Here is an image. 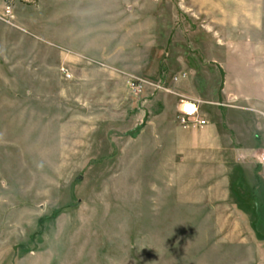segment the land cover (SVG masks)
Here are the masks:
<instances>
[{
	"label": "rangeland",
	"instance_id": "1",
	"mask_svg": "<svg viewBox=\"0 0 264 264\" xmlns=\"http://www.w3.org/2000/svg\"><path fill=\"white\" fill-rule=\"evenodd\" d=\"M0 41L45 77L0 81V264H264V0H0ZM188 69L221 133L260 121L241 160L163 128Z\"/></svg>",
	"mask_w": 264,
	"mask_h": 264
},
{
	"label": "crops",
	"instance_id": "2",
	"mask_svg": "<svg viewBox=\"0 0 264 264\" xmlns=\"http://www.w3.org/2000/svg\"><path fill=\"white\" fill-rule=\"evenodd\" d=\"M71 14L72 13L70 11V15ZM70 31L72 32V29H70ZM10 48L12 49L11 52H10ZM15 48L20 49L19 46H16V43L10 44L9 42L0 41V60H1L0 81L7 83L6 85L8 88L11 84L10 83L11 81L36 82V84L39 86L40 82L45 79L44 75L41 76L39 74V70L36 71L35 65L33 63L31 64L29 63L30 59L26 60L23 59L22 56H19L20 53L17 52ZM186 74L187 75H185V78L183 80L180 79L176 80L175 86L177 88L175 89V92L177 93V96H173V99L176 101L175 117L177 114L180 101L196 102L197 98H199L198 90L204 85L203 80L198 78L194 70L188 69V71H186ZM131 78H136V77L132 76ZM2 107L4 106L2 105ZM243 111L246 110L238 107L232 110L231 114L235 113V115H237V117L242 121ZM248 111H250L251 113H260V111H258L255 107L248 109ZM205 114L200 113V116L204 118L203 115L205 116ZM253 116L254 115H252V117ZM238 118L235 121H231V125L229 126V128L231 129L230 136L221 133L215 123H210V121H208L205 118L204 119L207 121V124L201 128L191 127L190 129L182 130V128L179 125L176 126L174 122H169L168 124H166L167 126H163V128L169 127L176 131V134L179 137V140L177 142L178 148L183 147L184 153H186V155L188 154L193 155L192 156L193 159H198L201 162L205 161L208 163H212L214 161H218L224 158H230L231 160L232 159L241 160V158L250 154L253 151V149L251 148L252 145L251 133L253 126L260 121L257 120L256 122L253 121L254 123H252L251 126V125H245L243 124V122H239ZM15 124L13 123V125ZM237 124H241L243 126H250L252 128L250 131L251 143L249 146H245L242 144V142L239 141L236 130ZM17 127L18 126H16V128ZM11 128H15V127L12 126ZM3 141L4 142L6 141L8 143L7 140H3ZM260 141H261V135H260ZM260 157L257 156L256 158L258 163L256 165V168L258 170L257 174H259L261 177L264 176V163H261L259 161ZM242 184L245 183L241 178V180L238 181V185H242ZM242 193L243 192L240 193V197L244 196L242 195Z\"/></svg>",
	"mask_w": 264,
	"mask_h": 264
},
{
	"label": "built area",
	"instance_id": "3",
	"mask_svg": "<svg viewBox=\"0 0 264 264\" xmlns=\"http://www.w3.org/2000/svg\"><path fill=\"white\" fill-rule=\"evenodd\" d=\"M10 10L6 7V14H9ZM67 77H69L67 75ZM147 84V81L139 78H130L128 81V85L132 91L137 92L141 90L144 85ZM186 106H191V111L186 110ZM176 122L182 128L187 127H203L207 124V121L200 116L198 111V106L196 102L193 101H180L177 114H176ZM261 163H264V155L260 157L259 160Z\"/></svg>",
	"mask_w": 264,
	"mask_h": 264
},
{
	"label": "snow or ice",
	"instance_id": "4",
	"mask_svg": "<svg viewBox=\"0 0 264 264\" xmlns=\"http://www.w3.org/2000/svg\"><path fill=\"white\" fill-rule=\"evenodd\" d=\"M186 110L191 111V106H186Z\"/></svg>",
	"mask_w": 264,
	"mask_h": 264
}]
</instances>
